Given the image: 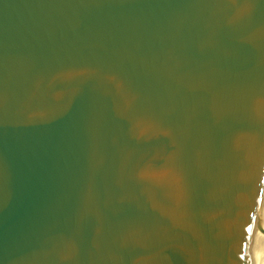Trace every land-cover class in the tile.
Returning <instances> with one entry per match:
<instances>
[{"label":"water","instance_id":"1","mask_svg":"<svg viewBox=\"0 0 264 264\" xmlns=\"http://www.w3.org/2000/svg\"><path fill=\"white\" fill-rule=\"evenodd\" d=\"M264 0H0V264H260Z\"/></svg>","mask_w":264,"mask_h":264},{"label":"bare ground","instance_id":"2","mask_svg":"<svg viewBox=\"0 0 264 264\" xmlns=\"http://www.w3.org/2000/svg\"><path fill=\"white\" fill-rule=\"evenodd\" d=\"M260 264H264V250H263V253H262Z\"/></svg>","mask_w":264,"mask_h":264}]
</instances>
